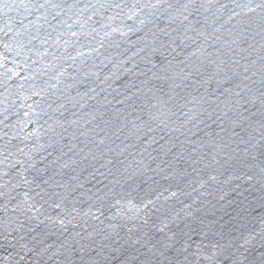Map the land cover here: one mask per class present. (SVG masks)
<instances>
[{"label":"water","instance_id":"water-1","mask_svg":"<svg viewBox=\"0 0 264 264\" xmlns=\"http://www.w3.org/2000/svg\"><path fill=\"white\" fill-rule=\"evenodd\" d=\"M0 264H264V0H0Z\"/></svg>","mask_w":264,"mask_h":264}]
</instances>
